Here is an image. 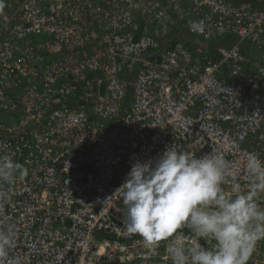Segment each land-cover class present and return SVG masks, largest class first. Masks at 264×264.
<instances>
[{
	"label": "built area",
	"instance_id": "2783aa9c",
	"mask_svg": "<svg viewBox=\"0 0 264 264\" xmlns=\"http://www.w3.org/2000/svg\"><path fill=\"white\" fill-rule=\"evenodd\" d=\"M169 145L223 153L247 185L264 0H0V153L27 168L0 184V227L18 233L0 264H170L125 232L115 193Z\"/></svg>",
	"mask_w": 264,
	"mask_h": 264
},
{
	"label": "clouds",
	"instance_id": "9594fccd",
	"mask_svg": "<svg viewBox=\"0 0 264 264\" xmlns=\"http://www.w3.org/2000/svg\"><path fill=\"white\" fill-rule=\"evenodd\" d=\"M192 28L202 33L203 21ZM244 172L246 186L223 153L197 156L172 145L154 157L134 159L115 191L124 230L150 251L164 242L170 264H249L264 240L259 153L246 154ZM26 175L24 164L0 153V184ZM17 235L12 224L0 227V257L15 246Z\"/></svg>",
	"mask_w": 264,
	"mask_h": 264
}]
</instances>
